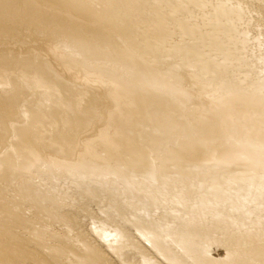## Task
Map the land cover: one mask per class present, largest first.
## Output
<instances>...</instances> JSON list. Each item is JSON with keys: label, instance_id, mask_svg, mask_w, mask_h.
I'll use <instances>...</instances> for the list:
<instances>
[{"label": "bare ground", "instance_id": "bare-ground-1", "mask_svg": "<svg viewBox=\"0 0 264 264\" xmlns=\"http://www.w3.org/2000/svg\"><path fill=\"white\" fill-rule=\"evenodd\" d=\"M0 264H264V0H0Z\"/></svg>", "mask_w": 264, "mask_h": 264}, {"label": "rangeland", "instance_id": "rangeland-1", "mask_svg": "<svg viewBox=\"0 0 264 264\" xmlns=\"http://www.w3.org/2000/svg\"><path fill=\"white\" fill-rule=\"evenodd\" d=\"M106 95L108 96V99L110 100L111 104H112V103L115 104L114 101H113V99L109 97L108 93H107ZM113 104H112V106H113ZM109 109H110V107H109L108 109H107V108L104 109V114H106V116H107V113H108ZM106 119H107V118H105V120H104L103 122H105ZM216 249H218L217 251H219L221 248H220V247H216Z\"/></svg>", "mask_w": 264, "mask_h": 264}]
</instances>
